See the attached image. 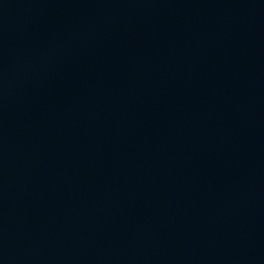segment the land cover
<instances>
[{"label": "water", "instance_id": "1", "mask_svg": "<svg viewBox=\"0 0 264 264\" xmlns=\"http://www.w3.org/2000/svg\"><path fill=\"white\" fill-rule=\"evenodd\" d=\"M0 264H264V0H0Z\"/></svg>", "mask_w": 264, "mask_h": 264}]
</instances>
